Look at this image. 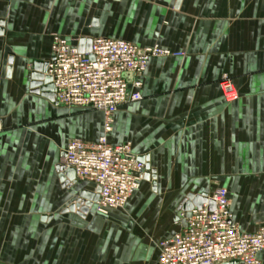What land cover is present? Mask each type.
I'll return each mask as SVG.
<instances>
[{"label":"crops","instance_id":"0c3cea01","mask_svg":"<svg viewBox=\"0 0 264 264\" xmlns=\"http://www.w3.org/2000/svg\"><path fill=\"white\" fill-rule=\"evenodd\" d=\"M0 20V264H155L182 199L219 186L241 230L264 225V0H0ZM53 33L182 52L150 58L141 98L113 114L108 141L130 142L153 170L122 209L67 208L57 165L70 139L103 134V115L33 91Z\"/></svg>","mask_w":264,"mask_h":264},{"label":"built area","instance_id":"2783aa9c","mask_svg":"<svg viewBox=\"0 0 264 264\" xmlns=\"http://www.w3.org/2000/svg\"><path fill=\"white\" fill-rule=\"evenodd\" d=\"M51 58L47 75L54 86V102L70 109L95 110L103 115V134L94 141L70 139L59 164L72 168L76 179L94 183L98 198L91 208L99 214L123 208L144 180L146 162L135 154L130 142L111 144L113 114L125 103L141 98L139 77L152 57L180 56L157 44L138 48L135 44L106 37H94L90 53H80L77 44L62 35H51ZM219 88L228 102L237 92L224 75ZM208 197L215 203L209 210L193 208L179 212V228L157 242L155 264H261L264 225L243 231L233 220L230 195L225 187L215 188Z\"/></svg>","mask_w":264,"mask_h":264},{"label":"water","instance_id":"95a60500","mask_svg":"<svg viewBox=\"0 0 264 264\" xmlns=\"http://www.w3.org/2000/svg\"><path fill=\"white\" fill-rule=\"evenodd\" d=\"M2 20H0V34L3 33ZM92 38L81 37L78 39L77 48L80 53H90ZM9 58V62H10ZM48 61L45 62H35L32 71L30 72V78L32 80V87L35 93H41L50 100L54 101V86L51 82V78L47 75ZM140 160L144 159L140 157ZM57 170L59 172L60 179L63 185H71L75 183V175L72 168H67L62 164L57 165ZM151 170L149 164L146 162V171L144 173V179L148 180L150 178ZM99 193V188L97 187L94 192H88L82 190L79 192L78 197L75 199L74 204L68 208L70 210H77V212L84 217L90 210L92 203L97 200ZM206 204L209 210L215 208V203L212 199L208 197L205 192L201 193H188L181 201L178 210L182 212H187L193 208L201 209L202 206ZM221 264H239L236 260H230L223 262Z\"/></svg>","mask_w":264,"mask_h":264},{"label":"rangeland","instance_id":"374dc122","mask_svg":"<svg viewBox=\"0 0 264 264\" xmlns=\"http://www.w3.org/2000/svg\"><path fill=\"white\" fill-rule=\"evenodd\" d=\"M76 110H79L80 111V109H76ZM69 201H68V207L67 208H69L70 206H71V204H74V202H75V199L78 197V195L77 194H75L74 192H72V191H74L73 190V185H69ZM66 208V209H67ZM119 209H122V208H119ZM68 210H70V209H68ZM71 211V210H70ZM117 210H115L114 212H116ZM101 218H103V219H106V217H102L101 216Z\"/></svg>","mask_w":264,"mask_h":264}]
</instances>
